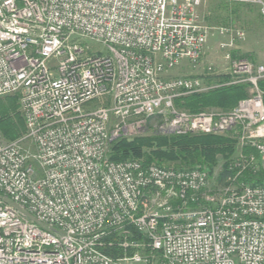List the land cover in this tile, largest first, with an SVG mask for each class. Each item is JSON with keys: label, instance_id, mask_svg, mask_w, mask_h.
Masks as SVG:
<instances>
[{"label": "built area", "instance_id": "1", "mask_svg": "<svg viewBox=\"0 0 264 264\" xmlns=\"http://www.w3.org/2000/svg\"><path fill=\"white\" fill-rule=\"evenodd\" d=\"M203 1L0 0V96L18 93L26 124L0 140V264H264V184L242 179L257 170L246 150L264 162V65L233 57L246 33L220 26L226 68L171 75L202 62ZM228 1L264 15V0ZM243 83L251 93L228 111L174 105ZM148 123L229 134L244 152L219 185L203 166L109 159Z\"/></svg>", "mask_w": 264, "mask_h": 264}, {"label": "trees", "instance_id": "2", "mask_svg": "<svg viewBox=\"0 0 264 264\" xmlns=\"http://www.w3.org/2000/svg\"><path fill=\"white\" fill-rule=\"evenodd\" d=\"M217 20L221 25L227 24L228 15L221 19L218 17ZM232 54L233 57H246L235 51ZM227 78L226 75L216 77L219 81ZM258 87L264 92V78L258 81ZM249 89L250 85L247 83L221 86L202 93L179 96L174 99V105L192 113L207 108L228 111L250 94ZM25 132L26 124L19 107L18 93L0 97V140L11 142L19 139ZM233 152L234 141L226 134L151 135L132 139L118 138L110 143L108 156L113 161L142 158L146 163L155 162L174 168L203 166L211 174L218 161L229 158ZM253 152L257 156L258 153ZM242 179L251 185L264 184V171H245Z\"/></svg>", "mask_w": 264, "mask_h": 264}, {"label": "rangeland", "instance_id": "3", "mask_svg": "<svg viewBox=\"0 0 264 264\" xmlns=\"http://www.w3.org/2000/svg\"><path fill=\"white\" fill-rule=\"evenodd\" d=\"M199 12H200V15H201V18L204 24L212 28L211 34L208 37V40L205 46V54L203 56L202 62L197 69H192L187 65L177 67L172 70L171 75H182V74L183 75H197L200 72H202L205 66L208 64H213L218 70H224L227 64L224 62L221 56V52L218 51L217 46L220 42L228 41L227 40L228 38L218 33L216 29L217 27H220V26L241 28V29H244L245 33H246V30L249 29L248 34H247L248 43L253 41V38L254 40H256L257 38L262 37L261 44L259 46H256V49L253 51L254 55H258V56H254V55L252 57L247 56V59L253 61L256 64H264V15H261L260 12L257 11L255 7H251L249 4H241L238 2H233V1H228V0H205L201 3L199 7ZM248 14H252L256 16V18H254V22L256 23L258 22L257 25L252 27L253 19H251ZM226 15H228V23L224 25L219 24V21L217 20V18L219 17L221 19L222 17ZM244 40L234 41L233 43L234 51L237 52L238 55H241V54L243 55V53H245L243 51ZM86 45H88V43L83 44V46H86ZM89 45L92 46L93 50L99 49V45H97L96 43L89 42ZM90 53H93L92 50H90ZM103 54L109 55L108 50H104ZM245 54H248V53H245ZM251 89L252 88L250 87L249 93H251ZM211 109H215V108H207L202 111H208ZM151 135L171 136L169 134L160 132L157 129V127L153 126L151 123H148L141 130V132L137 133L136 135L128 139H132L137 136H151ZM190 135H195V134H190ZM218 135H224V134H218ZM226 135L234 141V152L230 155L229 158L220 159L218 163L216 164V166L214 167L212 173L209 174L212 185L214 184L219 185L221 183L226 184V182H223V180H225V178L229 176V172H230L228 171L229 165L236 160V158L239 156L241 152H244V148H242V146L240 145V143L237 141L236 138L230 136L229 134H226ZM23 145L25 147H29V148L31 147V143L29 141L23 142ZM245 152H250L254 156H256L252 150H246ZM256 161H257L256 171L260 169L264 171V162L260 160L259 154H257L256 156ZM226 169L227 171H225Z\"/></svg>", "mask_w": 264, "mask_h": 264}, {"label": "crops", "instance_id": "4", "mask_svg": "<svg viewBox=\"0 0 264 264\" xmlns=\"http://www.w3.org/2000/svg\"><path fill=\"white\" fill-rule=\"evenodd\" d=\"M251 7H255L256 8V10L258 11V7L256 6V5H250ZM249 15V17L251 18V19H253V21H252V27L253 26H255V25H257V23L256 22H254V18H256V16L255 15H252V14H248ZM251 25V24H250ZM252 27H250V28H252ZM248 30L249 29H247L246 30V36H245V40H244V46H243V51L245 52V53H248V54H245V53H243V55L244 56H246L245 58H247V56H250V57H252L253 55H254V53H253V51L256 49V46H259L260 44H261V38L262 37H259V38H257L256 40H254V38H253V41H251V42H247V39H248ZM259 42V43H258ZM242 55V54H241ZM254 56H258V55H254ZM264 65V64H263Z\"/></svg>", "mask_w": 264, "mask_h": 264}]
</instances>
